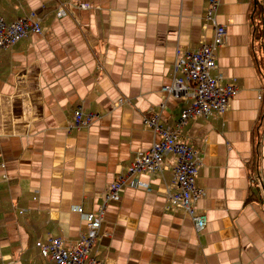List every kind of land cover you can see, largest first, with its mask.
<instances>
[{
    "label": "crops",
    "instance_id": "1",
    "mask_svg": "<svg viewBox=\"0 0 264 264\" xmlns=\"http://www.w3.org/2000/svg\"><path fill=\"white\" fill-rule=\"evenodd\" d=\"M89 2L91 9H80ZM64 4L68 12L57 16ZM208 0H0L7 22L35 12L43 34L0 50V264H55L37 241L72 248L106 188L155 136L143 117L175 125L191 99L169 94L179 47L214 36ZM227 28L215 74L239 93L222 115L190 119L183 140L204 164L196 203L208 224L165 208L175 157L110 203L95 250L103 264H264V0H221ZM263 93V98L259 94ZM127 101L114 109L119 98ZM99 114L67 129L75 109Z\"/></svg>",
    "mask_w": 264,
    "mask_h": 264
},
{
    "label": "built area",
    "instance_id": "2",
    "mask_svg": "<svg viewBox=\"0 0 264 264\" xmlns=\"http://www.w3.org/2000/svg\"><path fill=\"white\" fill-rule=\"evenodd\" d=\"M221 0H208L205 13L208 23L214 25V36L210 41H203L195 50L179 47L173 66V79L163 87L169 94L181 95L191 99V103L180 114L173 126L163 121L160 113L143 117V124L150 128L155 136L152 145L138 155L125 172H121L105 190L102 203L96 211H87L81 205L73 207L86 223L87 231L81 234L72 248L67 247L61 237H50L48 242L37 241L41 254L55 264H103L95 250V245L102 239V226L110 203L119 201L125 187L151 191L150 183L143 180V175L162 173L165 169L166 155L175 157L173 178L167 194L165 208L187 213L193 220L198 232L208 224L206 215L198 211L196 203L202 198L204 189L197 185L199 171L204 164L203 156L195 147L186 143L182 131L187 122L212 114L222 115L229 109L231 100L239 93L234 79L223 82L217 69L219 49L225 44L227 28L218 22L217 11ZM80 9H91L89 2L78 4ZM69 9L61 4L57 16L62 17ZM30 34H43L41 18L32 12L13 22H7L0 11V50L9 49ZM263 98V93L259 94ZM127 99L119 98L110 107L123 105ZM99 118V114L86 113L83 106L75 109L67 129L82 131L90 128Z\"/></svg>",
    "mask_w": 264,
    "mask_h": 264
}]
</instances>
